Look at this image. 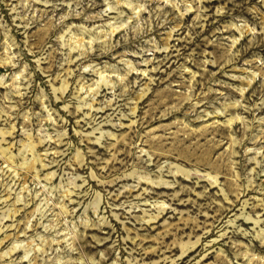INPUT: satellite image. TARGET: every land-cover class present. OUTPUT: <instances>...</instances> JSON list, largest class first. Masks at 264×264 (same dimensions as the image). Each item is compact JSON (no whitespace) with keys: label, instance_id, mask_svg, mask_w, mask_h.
I'll list each match as a JSON object with an SVG mask.
<instances>
[{"label":"rangeland","instance_id":"374dc122","mask_svg":"<svg viewBox=\"0 0 264 264\" xmlns=\"http://www.w3.org/2000/svg\"><path fill=\"white\" fill-rule=\"evenodd\" d=\"M0 264H264V0H0Z\"/></svg>","mask_w":264,"mask_h":264}]
</instances>
